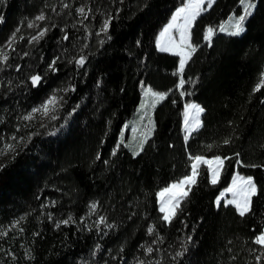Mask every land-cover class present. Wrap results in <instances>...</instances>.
Instances as JSON below:
<instances>
[{
    "label": "trees",
    "instance_id": "16d2710c",
    "mask_svg": "<svg viewBox=\"0 0 264 264\" xmlns=\"http://www.w3.org/2000/svg\"><path fill=\"white\" fill-rule=\"evenodd\" d=\"M187 2L0 0V48L20 28L15 51L0 64V147L2 140L17 143L0 169V232L7 233L0 235V264H258L257 257L264 264V249L253 243L264 231V88L253 91L264 72V0H254L238 37L220 28L240 13V0L204 8L191 28L196 52L183 74L197 83L180 89V58L160 51L157 41ZM40 14L46 19L35 21ZM109 18L111 40L101 31ZM81 57L84 67L76 63ZM54 59L55 72L48 67ZM32 75L43 78L38 88ZM142 84L167 97L153 109L152 136L133 156L119 138L139 113ZM182 90L192 94L181 97ZM53 92L63 98L57 119H22ZM187 103L205 112L185 142ZM190 156H219L224 164L215 185L209 167H199L197 184L168 225L158 193L191 174ZM236 172L258 189L244 217L215 203Z\"/></svg>",
    "mask_w": 264,
    "mask_h": 264
},
{
    "label": "snow or ice",
    "instance_id": "6c2138e0",
    "mask_svg": "<svg viewBox=\"0 0 264 264\" xmlns=\"http://www.w3.org/2000/svg\"><path fill=\"white\" fill-rule=\"evenodd\" d=\"M215 2V0H207V7H212V4ZM206 0H188V2L177 9L175 14L172 17L171 23L163 30V32L160 34L161 39L157 41V47L160 51H171L173 55H177L180 57L179 60V68H178V74L180 75V80L178 87L180 89H184V85L186 83L192 84L193 86L197 83L196 80H192L189 78L187 81L184 79V70L185 66L188 64V62L192 59L193 54L196 52V47L193 46L191 43V35H190V29L193 24V22L196 20L197 16L200 15V13L204 10ZM240 3L243 5V14L239 15L238 17H233L232 23L228 26V28H225L224 26H221L220 31L221 32H227V35L231 37H238L242 33L245 32V23L248 21L250 17L253 16L254 10L256 9L257 5L253 0H240ZM65 7H68V5H64ZM78 13L81 17L84 19H88L87 13L84 8L77 9ZM46 17L43 14L37 15L35 17V21H44ZM183 20V24L179 25V34L180 39L178 42L171 39L170 32L173 28L177 27V21ZM35 21L29 22L27 24L28 28L36 27ZM111 18L106 19L103 22L102 25V33L105 35L107 40H111V35L109 34V28L111 25ZM0 23H3V17L0 16ZM48 29H44L39 32L37 36H33L31 39L32 41L39 42L40 39H42ZM20 32V28L17 27L15 32L12 34L10 39L7 42V46L9 48H12L13 51L15 49L12 47L14 42L17 40L16 33ZM214 35V30L212 28H209L207 30V33L205 35V40L208 42L209 46L212 45V37ZM165 36H169V40L167 43H164L163 38ZM20 39H23V37H20ZM64 39H68L67 35L64 36ZM101 43H104V41H101ZM139 44V41H137ZM9 59V55L7 52H4L2 49H0V64H6ZM58 59V58H57ZM77 65L79 67H84L85 60L83 57L78 59L76 61ZM56 65V59H54L49 64V70L50 71H57ZM19 70V69H17ZM177 73H174V75ZM42 77L40 75H32L30 77L31 85L33 88H36L41 85L42 83ZM144 87L143 85H141ZM261 88H264V72L261 73L259 83L254 88V92H259ZM72 91H75V89H71ZM191 95L192 93H186V91H181L180 95L181 97L185 95ZM144 97L146 98L144 103H142V108L151 107L152 109H155L156 105L166 99L167 93H159L153 91L150 87L145 88L144 91ZM63 98H58L55 95L50 96L47 98L40 106L35 107L32 109V111L23 116L22 119L24 121H32L37 114H40L42 117L49 116L50 113H53L56 111L58 104ZM150 100V102H149ZM205 112V109L196 103H187L184 106V140L187 142L189 138L193 135V133L199 131V129L202 127V121H201V115ZM51 119L55 120L57 119V116L51 115ZM149 123L152 125V128L149 129V132L154 130V124L151 120V117H149ZM149 138L148 133L144 134L143 139L140 141L138 145V150L133 151V156H139L140 152L144 149V144L147 143V140ZM12 139H16V137H13ZM230 141L225 140L224 143L228 144ZM121 143H123V139L121 140ZM8 152H15V148L13 145H7L4 150H0V155H6ZM112 155H116V152L113 151ZM15 157L13 156V159ZM99 155L97 156V159H99ZM190 160L193 161L191 164V174L188 176H185L184 178L180 179L178 182H175L171 184L169 187L165 188L163 191L158 193V196L160 199V211L163 213L162 219L163 221L171 225L173 220L178 218L179 213L182 212V203L187 200L189 197V193L193 191V186L197 184V178L199 175L198 172V165L199 164H207L209 169L211 170V183L215 185L218 182L219 175H220V169L222 168L224 164V160L221 159L219 156L215 157L214 160H206L201 156H190ZM213 164L216 165L215 168H213ZM4 166H0V169H2ZM228 192L233 193V199L229 200L227 203L229 205H233L238 212V214L241 217H244L246 214L250 213L253 208V198L258 195V189L256 183L253 181L251 177L244 178L239 175H237L233 179V185L229 189H227ZM168 194V199L164 200L165 195ZM223 196V193L221 194V198ZM221 198H217L216 200V206L220 207ZM90 208L92 212H95L96 205L92 204L90 205ZM71 222V217H69L67 220H63L60 223L64 225H68ZM100 223L106 224L105 218L100 217ZM60 225L57 224V227ZM111 227V225H107ZM149 234L154 233L153 228L148 229ZM7 233L0 232V235H6ZM189 241H191V237H189ZM253 243L258 245L261 249H264V231H262L259 235L255 237L253 240ZM146 251L151 254L153 249L147 248ZM187 251V247L185 246L183 251H177L173 259L178 260L179 258L183 257L185 252ZM31 258V257H30ZM261 257H257V261L259 264V260Z\"/></svg>",
    "mask_w": 264,
    "mask_h": 264
},
{
    "label": "rangeland",
    "instance_id": "374dc122",
    "mask_svg": "<svg viewBox=\"0 0 264 264\" xmlns=\"http://www.w3.org/2000/svg\"><path fill=\"white\" fill-rule=\"evenodd\" d=\"M253 2H254V0H253ZM207 7V0H206V3H205V6H204V8H206ZM203 12V11H202ZM243 14V5H242V8H241V11H240V13L239 14H237V15H235L234 17H238L239 15H242ZM198 17V16H197ZM232 19H233V17L229 20V21H227V23L224 25V27L225 28H228V26L232 23ZM171 21H172V19L170 20V22L166 25V27L171 23ZM194 23V22H193ZM181 24H183V20L181 19V20H179V21H177V27L176 28H173L172 30H171V32H170V37H171V39H173V40H175L176 42H178L179 41V39H180V34H179V30H178V28H179V25H181ZM192 26H193V24H192ZM192 26H191V28H192ZM165 27V28H166ZM164 28V29H165ZM163 29V30H164ZM163 32V31H162ZM161 32V33H162ZM226 32V31H225ZM160 33V34H161ZM190 35H191V29H190ZM161 39V35H159V38H158V40H160ZM168 40H169V36H165L164 38H163V41H164V43H167L168 42ZM192 43V42H191ZM0 49H2L4 52H7V50H9L10 48L6 45L4 48H0ZM162 52H167V53H170V54H172V52L171 51H162ZM180 58V57H179ZM143 85V84H142ZM144 87H142L141 86V88H142V95H143V99H142V102H141V106L138 108V110H139V113H138V115L135 117V118H133L131 121H129V122H127L125 125H124V127H123V129H122V132H121V135H120V138H119V143H121V140L123 139V144H125L126 145V147L133 153V151L134 150H138V145H139V143H140V141L143 139V137H144V134L145 133H148V135H149V138L152 136V134H153V131H151V132H149V129L150 128H152V125L149 123V117H151V120H152V122H153V124H154V120H153V109L151 108V107H147V108H142V103H144V101H145V97H144V91H145V88H148V86H146V85H143ZM154 91V90H153ZM156 92V91H155ZM159 93H162V92H159ZM52 95H55L56 96V94L53 92V93H51L50 95H48L39 105H37L36 107H38V106H40L47 98H49L50 96H52ZM149 102H150V100H149ZM197 104V103H196ZM32 111V110H31ZM30 111V112H31ZM29 112V113H30ZM28 113V114H29ZM54 114V112L53 113H50L49 114V116H47V117H42V116H40V114H37L36 115V117L32 120V121H34V122H42V121H45V120H47V119H49L50 117H51V115H53ZM201 117H202V115H201ZM183 129H184V119H183ZM184 135H185V132H184ZM148 138V139H149ZM7 145H13L14 146V148H15V151H16V149H17V143H15V142H13V141H11V140H2V144H1V147H0V150H4L5 148H6V146ZM145 145V144H144ZM13 153L14 152H8L6 155H0V166L2 165V164H4L5 163V161L9 158V157H11L12 155H13ZM204 159H206V160H214L215 158H213V159H210V158H205V157H203ZM201 165H203V164H199L198 165V169H199V167L201 166ZM204 165H207V164H204ZM208 166V165H207ZM213 168H215L216 167V165L215 164H213V166H212ZM220 171H221V169H220ZM211 170H210V179H211ZM237 175H239V176H241V177H244V178H248L247 176H244V175H241V174H239L238 172H236L235 174H234V177H233V179L237 176ZM252 178V177H251ZM233 179H232V181H231V184H230V186L227 188V189H229L230 187H232V185H233ZM253 179V178H252ZM254 181V180H253ZM227 189L226 190H224L222 193H223V196H222V198H221V195L219 196V198H221V203L220 204H224V205H229L227 202L229 201V200H232L233 199V193L232 192H228L227 191ZM164 190V189H163ZM162 190V191H163ZM161 192V191H160ZM160 197H159V204H160ZM168 199V194H166L165 195V197H164V200H167ZM161 206V205H160ZM233 206V205H232Z\"/></svg>",
    "mask_w": 264,
    "mask_h": 264
},
{
    "label": "water",
    "instance_id": "95a60500",
    "mask_svg": "<svg viewBox=\"0 0 264 264\" xmlns=\"http://www.w3.org/2000/svg\"><path fill=\"white\" fill-rule=\"evenodd\" d=\"M39 87V86H38ZM38 87H36V88H38Z\"/></svg>",
    "mask_w": 264,
    "mask_h": 264
}]
</instances>
